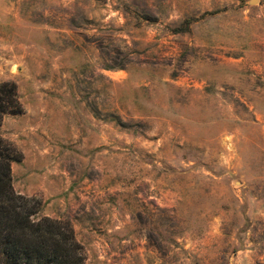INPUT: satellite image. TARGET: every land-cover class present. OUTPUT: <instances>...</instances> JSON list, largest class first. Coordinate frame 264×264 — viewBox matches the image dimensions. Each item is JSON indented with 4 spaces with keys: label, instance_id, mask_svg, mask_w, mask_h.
Listing matches in <instances>:
<instances>
[{
    "label": "rangeland",
    "instance_id": "rangeland-1",
    "mask_svg": "<svg viewBox=\"0 0 264 264\" xmlns=\"http://www.w3.org/2000/svg\"><path fill=\"white\" fill-rule=\"evenodd\" d=\"M15 190L86 264H264V0H0Z\"/></svg>",
    "mask_w": 264,
    "mask_h": 264
},
{
    "label": "trees",
    "instance_id": "trees-1",
    "mask_svg": "<svg viewBox=\"0 0 264 264\" xmlns=\"http://www.w3.org/2000/svg\"><path fill=\"white\" fill-rule=\"evenodd\" d=\"M17 84H0V127L6 115L22 114ZM22 155L0 135V264H86L87 251L73 224L41 215L43 199L17 192L11 165Z\"/></svg>",
    "mask_w": 264,
    "mask_h": 264
}]
</instances>
